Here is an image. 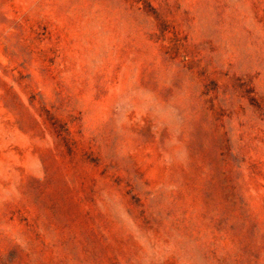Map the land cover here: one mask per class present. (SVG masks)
I'll use <instances>...</instances> for the list:
<instances>
[{"label": "rangeland", "instance_id": "obj_1", "mask_svg": "<svg viewBox=\"0 0 264 264\" xmlns=\"http://www.w3.org/2000/svg\"><path fill=\"white\" fill-rule=\"evenodd\" d=\"M0 264H264V0H0Z\"/></svg>", "mask_w": 264, "mask_h": 264}]
</instances>
